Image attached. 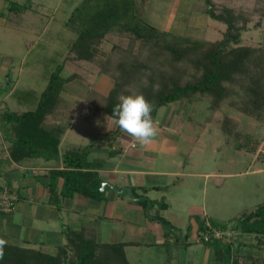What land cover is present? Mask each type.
I'll return each instance as SVG.
<instances>
[{"label": "trees", "instance_id": "obj_1", "mask_svg": "<svg viewBox=\"0 0 264 264\" xmlns=\"http://www.w3.org/2000/svg\"><path fill=\"white\" fill-rule=\"evenodd\" d=\"M145 1L81 0L68 17L65 26L73 32L75 38L68 41L65 62L90 63L97 67L99 76H106L112 81L105 95L90 86L84 97L85 104L94 113L109 117L118 103L119 95L142 94L153 105L151 115L155 120L160 108L178 101L191 102L196 95L207 96L210 109L217 110L225 99L234 96L232 88L237 86L243 92L238 108L247 116L260 121L264 117V55L253 47L240 45L246 20L229 7H223L217 12L211 0H204L207 5L206 14L212 20L223 23L226 29L218 41H199L159 30L145 21ZM11 4L10 11L15 3ZM28 7L23 6L21 11ZM114 32L120 40L128 39V46L113 45L104 56H99L96 50L106 36ZM62 71L63 64L60 63L49 75L34 109L20 114L3 112L4 120L13 126L10 156L16 161L41 157L62 163V169L50 172L48 190L52 202L57 203L53 197L57 190L56 179L62 180L61 197H71L78 193L98 200L102 196L100 183L88 170L90 165L86 147H73L63 154L59 153L61 137L70 126V123H64L68 118L66 106L70 103L64 97V86L72 80L83 79L76 73L63 75ZM57 113L62 114L63 120L47 124L46 119L55 118ZM112 132L121 131L114 125ZM234 220L241 233L254 235L262 242L264 204L257 205L255 209L242 213ZM160 222L169 227L164 220L160 219ZM203 244L214 245L217 249L221 245L224 254H230L226 261L239 264L237 259L230 257L238 245L218 241ZM69 250L71 256L68 258ZM0 264L127 262L122 245H100L93 239L84 238L81 233L69 232L66 245L58 247L53 255L0 244ZM250 264H264V260L255 259Z\"/></svg>", "mask_w": 264, "mask_h": 264}, {"label": "crops", "instance_id": "obj_2", "mask_svg": "<svg viewBox=\"0 0 264 264\" xmlns=\"http://www.w3.org/2000/svg\"><path fill=\"white\" fill-rule=\"evenodd\" d=\"M148 1L144 2L143 18ZM10 71L9 65L0 63V188H7L15 193L17 203L12 213L0 214V241L3 242L0 244L39 250L53 255L58 247L66 245L67 234L75 232L81 233L84 238L93 239L100 245H122L127 264H129L125 251L127 247L153 245L166 250L168 258L165 263L169 260L175 261L177 257L175 252L181 258L180 261L186 262L187 257L193 253L192 245L200 244L194 239V235L198 232L202 219L231 223L230 221L237 217L234 214H226L235 202L230 203L228 196L223 198L227 189L221 178L217 179L215 187L203 181L196 189L195 186H190L189 181L182 179L183 177L207 179L213 174L197 172L196 167L189 161L195 148L194 137L191 134L185 130L162 127L155 119L158 127L156 142L150 145L130 143L128 142L130 138L125 133L112 132L114 124L102 113L99 114L102 116V133L106 140L98 145L89 144L86 147L90 165L88 170L100 183L99 191L102 196L98 200L78 193L71 197H61L62 180L56 179L57 190L53 197L57 199V203L52 202L48 190L50 172L62 169V163L59 160H46L41 157L16 161L10 156L13 126L11 122L4 120L3 112L20 114L28 111L25 109L20 112L19 109L24 104L22 100L14 102V87L8 91L4 89V82L9 81ZM98 77L101 78V84H104L103 89L97 85L94 88V83H91L86 86L87 89L81 96L77 97L74 94L73 97L66 86L73 83L76 88L80 87L77 83L79 79H75L64 86L65 99L85 104L84 97L90 86L105 95L112 81L106 76ZM33 107L35 108V104ZM83 107L88 109L90 106L84 105L81 109ZM159 111L160 109L157 115L160 114ZM79 113L81 115V110ZM95 114L90 111L87 125L94 124ZM61 115L59 113L53 119L48 117L46 123L61 122L63 120ZM73 120L61 137L60 154L71 149L69 146L70 148L62 151L60 147L73 130ZM72 146L76 147L73 144ZM215 175L220 176L217 173ZM102 183H106L104 191L100 190ZM112 187L117 190L129 188L132 194L126 191L118 192ZM238 188L236 202L242 201L246 190L254 194L259 190L260 184L245 185L242 188L239 184ZM197 198H200V202ZM160 219L169 227L160 222ZM249 240L240 238L235 243L238 247L235 253L232 251L230 257L237 259L239 264H250L255 259L264 260V239L262 242L252 240L256 245L250 244ZM209 248L205 251L209 252L212 262L217 261L216 264L221 263L222 258L226 261L230 255L224 254L221 245L218 249L214 245H209Z\"/></svg>", "mask_w": 264, "mask_h": 264}, {"label": "rangeland", "instance_id": "obj_3", "mask_svg": "<svg viewBox=\"0 0 264 264\" xmlns=\"http://www.w3.org/2000/svg\"><path fill=\"white\" fill-rule=\"evenodd\" d=\"M80 1L36 0L31 1L29 8V0H0V63L9 65L11 70L9 81L4 82V89L8 91L14 87V102L17 103L20 99L25 104H22L20 112L34 108L49 75L60 63L63 64V75L76 73L83 78L77 80L80 84L78 88L73 83L66 86L71 96H81L87 89L86 86L91 83H94V88L97 85L103 89L104 84H101V78L98 77L97 67L82 62H65L68 41L75 38L65 23ZM11 2L15 3L12 11L9 9V6H12ZM211 2L217 12L223 7H229L243 17L246 20V28L241 33L240 45L253 47L264 55V0H211ZM23 6L28 9L21 11ZM206 9L204 0H149L144 18L160 30L194 40L215 42L222 38L226 26L212 20L206 14ZM128 43V39L120 40L114 32L106 36L96 51L99 56H104L113 45L127 47ZM108 86L109 84L107 88ZM232 89L235 91L234 96L225 99L217 110L210 109V99L207 96L196 95L191 102L178 101L160 108L156 121L162 127L185 130L191 134L194 137L195 148L189 161L196 167L197 172L213 173L207 179L204 177L182 179L189 181L190 186H195L196 189L203 181L215 187L217 179L221 178L227 189L223 198L228 196L230 203L235 202L232 208L229 206L230 210H227L229 213L226 214L239 216L255 209L257 205L264 204V117L258 121L242 113L238 106L243 92L237 86ZM84 105L86 104L73 100L66 106L68 118L64 123H71L72 118L74 120L73 130L60 147L62 151L75 147L72 144L76 147H87L89 144L98 145L106 140L102 133L101 114L96 113L94 124L87 125L90 118L79 113L80 110L87 109L84 107L81 109ZM88 109L89 113L92 111L94 114L92 108ZM216 173L220 176L215 175ZM258 183L259 190L254 194L246 190L242 201L236 202L239 184L242 188ZM197 201L200 202V198H197ZM230 222L235 223V220ZM215 223L223 224L217 221ZM233 228H239L238 223ZM247 236L249 237L242 240L247 241L250 238V244L256 245L255 241L252 243L256 238ZM205 249L209 250V245L203 243L192 245L193 253L188 257L185 255L186 262L180 261L181 258L175 252L177 256L175 261L169 260L168 263H165L168 258L166 250L159 246L127 247L125 251L129 264H216L217 261L212 262L209 252ZM69 256L70 250L67 257ZM221 263L228 264L224 258Z\"/></svg>", "mask_w": 264, "mask_h": 264}, {"label": "clouds", "instance_id": "obj_4", "mask_svg": "<svg viewBox=\"0 0 264 264\" xmlns=\"http://www.w3.org/2000/svg\"><path fill=\"white\" fill-rule=\"evenodd\" d=\"M108 118L130 143L150 145L158 139L157 123L152 118L153 105L142 94H121ZM0 243H3L0 241Z\"/></svg>", "mask_w": 264, "mask_h": 264}, {"label": "built area", "instance_id": "obj_5", "mask_svg": "<svg viewBox=\"0 0 264 264\" xmlns=\"http://www.w3.org/2000/svg\"><path fill=\"white\" fill-rule=\"evenodd\" d=\"M89 111L83 109L82 116H88ZM17 196L7 188H0V214H10L16 208ZM235 223L218 224L204 218L194 239L199 243L220 242L234 245L237 241L247 236L239 228H233ZM255 237L254 235H251Z\"/></svg>", "mask_w": 264, "mask_h": 264}, {"label": "water", "instance_id": "obj_6", "mask_svg": "<svg viewBox=\"0 0 264 264\" xmlns=\"http://www.w3.org/2000/svg\"><path fill=\"white\" fill-rule=\"evenodd\" d=\"M105 188H106V183H102L101 184V191H104L105 190ZM113 188V187H112ZM114 190H116V191H118V192H124V191H126L127 193H129L130 195L132 194L131 193V189H129V188H124V189H121V190H117V189H115V188H113Z\"/></svg>", "mask_w": 264, "mask_h": 264}]
</instances>
